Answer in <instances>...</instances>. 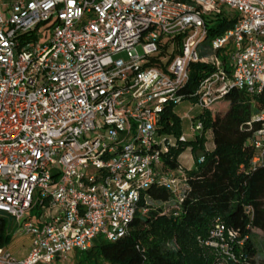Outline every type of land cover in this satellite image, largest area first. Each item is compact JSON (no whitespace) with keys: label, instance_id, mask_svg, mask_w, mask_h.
Returning a JSON list of instances; mask_svg holds the SVG:
<instances>
[{"label":"built area","instance_id":"2783aa9c","mask_svg":"<svg viewBox=\"0 0 264 264\" xmlns=\"http://www.w3.org/2000/svg\"><path fill=\"white\" fill-rule=\"evenodd\" d=\"M210 15L233 27L208 39ZM198 63L208 69L186 97ZM233 90L264 94V0H0V216L31 237L22 258L0 247V264H51L119 240L148 212L151 187L181 202L184 173L162 164L177 139L159 132L160 115L184 100L201 115ZM253 122L259 163L264 109ZM244 244L220 217L202 240L215 264L237 261Z\"/></svg>","mask_w":264,"mask_h":264},{"label":"trees","instance_id":"16d2710c","mask_svg":"<svg viewBox=\"0 0 264 264\" xmlns=\"http://www.w3.org/2000/svg\"><path fill=\"white\" fill-rule=\"evenodd\" d=\"M206 23L211 39L232 28L234 19L210 15ZM207 69L201 63L192 65L189 81L179 93L186 97L194 93ZM174 108L164 107L158 130L177 139L162 164L165 170L184 173L188 189L182 201L172 190L151 187L147 191L151 200L148 212L135 215L125 236L115 242L97 238L90 249L73 251L76 264H215L218 254L202 245L215 217L233 228L239 239H245L241 256L227 264H264V259L255 260L253 241L264 237V156L253 163L254 150L248 140L259 125L253 122L251 129L247 126L251 117L264 109V94L233 90L194 116L202 120L203 134L212 129L211 151L205 150L204 135L179 140L184 132ZM187 148L192 153L204 151L200 157L194 156L196 166L188 170L178 160ZM11 228L13 220L0 216V247L10 243Z\"/></svg>","mask_w":264,"mask_h":264},{"label":"rangeland","instance_id":"374dc122","mask_svg":"<svg viewBox=\"0 0 264 264\" xmlns=\"http://www.w3.org/2000/svg\"><path fill=\"white\" fill-rule=\"evenodd\" d=\"M136 50L140 55H143L145 53L144 48L141 45L137 46ZM174 110L182 120V130L184 134L188 139H191L192 136L191 132L189 131V120L187 119V116L194 117L198 115L200 113V109L196 107L192 101L184 100L181 104L175 106ZM203 135L205 138V150L211 151L213 149L212 129L207 128L206 131H204ZM203 154L204 151H196L195 153H192L190 149L187 148L182 154H180L178 160L180 164L188 170L196 166L194 156L200 157ZM39 210L40 209L35 204L31 212L28 214L29 219L36 221ZM10 234L11 241L8 245H6V248L11 254L17 256L18 253H24V251H27L29 249V246L31 244L30 236L24 234L14 235V230L12 228L10 230ZM253 241L256 248L254 255L255 260L260 261L261 259H264V237L258 236ZM73 255V252L69 254L65 261L57 259L54 264H76Z\"/></svg>","mask_w":264,"mask_h":264},{"label":"crops","instance_id":"0c3cea01","mask_svg":"<svg viewBox=\"0 0 264 264\" xmlns=\"http://www.w3.org/2000/svg\"><path fill=\"white\" fill-rule=\"evenodd\" d=\"M27 251H28V250H27ZM27 251H24V253H22V252H21V253H18V254H17V257H18V258H22V257H24V256L27 254ZM55 261H56V260H54L51 264H54Z\"/></svg>","mask_w":264,"mask_h":264}]
</instances>
